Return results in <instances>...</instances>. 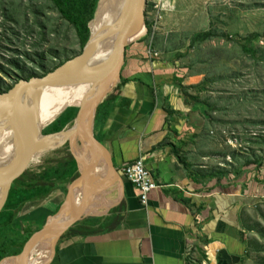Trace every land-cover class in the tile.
<instances>
[{
  "label": "crops",
  "instance_id": "crops-1",
  "mask_svg": "<svg viewBox=\"0 0 264 264\" xmlns=\"http://www.w3.org/2000/svg\"><path fill=\"white\" fill-rule=\"evenodd\" d=\"M143 30L125 49L120 87L95 117V133L117 173L107 171L98 181L96 191L101 185L106 190L91 219L103 221L91 234L66 231L56 254L42 264H252L248 228L264 201V156L258 159L262 165L247 164L239 173L210 178L198 170L211 143L204 106L190 101L194 93L187 86L201 76H190L173 59L159 29ZM140 157L158 184L146 208L122 173ZM59 205L26 206L11 227L9 249ZM117 219L120 225L101 229Z\"/></svg>",
  "mask_w": 264,
  "mask_h": 264
},
{
  "label": "rangeland",
  "instance_id": "rangeland-1",
  "mask_svg": "<svg viewBox=\"0 0 264 264\" xmlns=\"http://www.w3.org/2000/svg\"><path fill=\"white\" fill-rule=\"evenodd\" d=\"M163 1L171 4L168 10L163 8ZM83 2L84 15L93 19L95 0ZM159 3V0H146L145 24L141 29L152 23L157 11L155 5ZM159 8L162 11L158 33L160 38L166 37L165 48L171 49L173 59L187 74L201 76L187 86L194 93L190 101H201L204 106V133L211 143L209 156L198 165V170L205 177L213 178L219 172L239 173L247 169V162L259 161L264 156V62L257 60L264 58V0H162ZM207 30L223 32L224 36L191 44L197 33ZM253 33L263 36L256 49L257 59L242 51L245 41L238 39ZM86 47L76 28L63 18L52 0H0V67L3 70H0L3 80L0 90H12L21 80L44 77L81 56ZM77 110L61 112L38 129L25 131L27 140L36 148L26 172L42 176L45 166L71 154L69 144ZM58 120L64 126L59 132ZM46 131L52 133L46 134ZM57 133L59 136L52 141L50 136ZM9 146L14 164L19 153L18 139L10 140ZM79 149L82 150L80 141ZM58 177L64 179L60 186L68 189L69 176L64 172L54 176ZM105 190L101 185L97 191L100 194H92V200ZM21 197L8 196L3 210ZM50 198L28 207L43 208L51 201L54 205L59 203L61 208L66 194L58 190ZM42 225L41 221L39 226ZM248 230L253 232L247 240L252 264H264V237L259 235L264 234V201L255 209ZM42 245L33 258L41 257Z\"/></svg>",
  "mask_w": 264,
  "mask_h": 264
},
{
  "label": "water",
  "instance_id": "water-1",
  "mask_svg": "<svg viewBox=\"0 0 264 264\" xmlns=\"http://www.w3.org/2000/svg\"><path fill=\"white\" fill-rule=\"evenodd\" d=\"M121 7L122 16L119 23L120 30L114 42L110 57L101 67L94 70L79 72L74 66L77 61L83 59L87 56V53H89V46L92 40L91 37L81 56L44 77L21 80L12 90L5 94H0V105L4 102L10 104V114L19 142V153L15 163L7 171L0 174V189L6 192V197L0 204L1 213L12 185L24 175L36 154V148L31 141L27 140L22 128L20 116V101L22 95L25 92L40 88H52L72 84H89L95 88L101 87V84L105 82L109 83L107 87L94 90L85 98L77 110L72 127L76 132L84 133L85 139L92 148V158L90 162L83 163L80 158H78L74 146H72L71 143L69 144L70 153L77 162L79 174L76 180L69 185L65 202L56 214H51L47 222L29 237L19 254L4 257L0 261V264L8 258H18V264H29L31 259L38 258H33V256L41 244L44 245H42L43 247L40 251H47V259L51 260L57 252V244L62 235L72 226L96 215V209L92 206V194H100L95 192L98 179L97 169L100 162L102 161L103 165H105L104 167L107 168L111 175L117 174L114 172L105 149L96 137L94 122L101 102L105 97L119 88L125 49L129 43L133 41H131V39L141 31L143 24H145L146 0H123V5ZM91 109L94 111L92 117L89 115ZM76 191L80 192V202H77L75 199Z\"/></svg>",
  "mask_w": 264,
  "mask_h": 264
},
{
  "label": "bare ground",
  "instance_id": "bare-ground-1",
  "mask_svg": "<svg viewBox=\"0 0 264 264\" xmlns=\"http://www.w3.org/2000/svg\"><path fill=\"white\" fill-rule=\"evenodd\" d=\"M168 4L169 1L166 2L165 6ZM122 5L123 0H101L95 19L90 26L92 37L89 46L90 51L87 53V56L74 64L79 72L97 69L110 57L120 30L119 23L122 16ZM143 32L144 30L141 29L131 41L140 37ZM108 84V82H105L101 84V87L95 88L89 84H72L25 92L20 101V116L24 132L38 129L45 121L58 116L61 112H65L71 108L78 109L80 104L92 91L105 88ZM93 112V109H91L90 117H92ZM10 113V104L8 102L2 103L0 105V172L2 173L13 165L11 157L12 149L9 146L10 140L18 139ZM79 140L82 150L79 149ZM70 143L74 146L78 158L83 163L90 162L92 148L85 139L83 132L73 130ZM107 171V168L103 167V164L100 162L97 169L98 181L102 180ZM5 196L6 192L0 189V203ZM95 196L92 200V206L94 209H97L101 202V196ZM40 255V258L31 259L29 264H39V261H43L47 257L48 252L43 251ZM3 264H18V258Z\"/></svg>",
  "mask_w": 264,
  "mask_h": 264
},
{
  "label": "trees",
  "instance_id": "trees-1",
  "mask_svg": "<svg viewBox=\"0 0 264 264\" xmlns=\"http://www.w3.org/2000/svg\"><path fill=\"white\" fill-rule=\"evenodd\" d=\"M54 6L56 9L59 10V12L62 14L63 18L68 21L72 26H74L79 34V37L83 43V45L86 47L88 42L91 39V29H90V22L94 19L96 10L99 6L100 0H95V10H94V17L88 18L84 15L83 12V0H52ZM92 19V20H91ZM91 20V21H90ZM148 31H151L150 24L146 25ZM217 36H224V33H218L217 31L207 30L203 31L202 33H197L191 40V44H194L196 42L200 43L201 41H205L207 39H210L212 37ZM263 38L261 34L253 33L247 36L246 38H241L239 36L238 39H240V42L245 41L244 44L241 45L242 51L249 55L252 59H257V46L259 45L260 40ZM264 62V58L257 59ZM0 70L2 68L0 67ZM3 71V70H2ZM35 77V76H34ZM2 78H0V84H2ZM120 87V85H119ZM11 89L6 90H0V93L2 92H9ZM101 106V105H100ZM97 112H99V108ZM66 114V113H65ZM76 117V112L74 113L73 120ZM59 120L56 123L57 125V132L63 130V125H59ZM96 132V131H95ZM46 134H50L52 132L46 131L44 132ZM96 134V133H95ZM59 136V133L53 134L50 137L51 140L54 141ZM96 137L100 141L98 135L96 134ZM258 163V164H257ZM262 162H247L248 165H258L259 167ZM65 172L67 177V183L71 184L76 178L78 177L79 171H78V165L76 160L71 154H68L67 157L57 159L53 161L52 164L44 167V174L42 176H35L33 174H30L29 172L24 173L18 180L14 182L12 185V188L9 193V197L13 195H18L21 197L19 201H17L13 205H8L6 207V210L4 209L0 213V251L3 252V254L0 252V261L4 257L17 255L19 254L25 242L29 239V237L37 230H32L27 232V234L24 236L23 240L19 243L18 246H15L11 249H9L10 244V236H11V227L15 226L18 221H20V218L22 217V211L26 206L29 204H34L37 201H43L48 199L54 192L61 190L65 194H67V188L61 187L60 183L62 180L61 178H54V176H59ZM75 199L77 202H80V192L76 191ZM58 210V209H57ZM55 211V213L57 212ZM54 213V214H55ZM103 219L101 218H89L85 221L77 224L76 226L71 227L68 233L66 235H76V234H85L92 232H95L97 229L93 228L96 226L101 225V222ZM121 219H117L112 221V224L110 226H102L103 228L108 227H116L121 224ZM43 226V225H42ZM41 227V226H40ZM39 227V228H40ZM38 228V229H39ZM260 236L264 237V234H259ZM247 253L249 254L248 250ZM250 255V254H249ZM17 258H8L4 260L1 264L13 261Z\"/></svg>",
  "mask_w": 264,
  "mask_h": 264
},
{
  "label": "built area",
  "instance_id": "built-area-1",
  "mask_svg": "<svg viewBox=\"0 0 264 264\" xmlns=\"http://www.w3.org/2000/svg\"><path fill=\"white\" fill-rule=\"evenodd\" d=\"M159 2V4L155 5V8L157 9L155 18L153 19L152 23L150 21L151 34H154L159 26L158 20L160 18L159 15L162 11V9H160L159 7L162 3V0H159ZM162 6L163 8H166L165 10H168L171 4L169 3L165 6L163 1ZM143 29L146 30V27L144 26ZM122 173L135 186L136 190L139 193L140 201L143 207L146 208L149 203V194L156 191V189L158 188V184L150 170L147 168L145 159L143 157H140L134 163L124 166L122 169Z\"/></svg>",
  "mask_w": 264,
  "mask_h": 264
}]
</instances>
